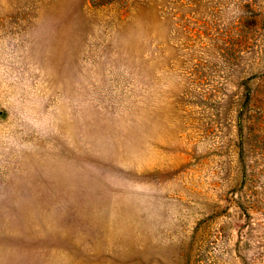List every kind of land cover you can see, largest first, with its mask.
<instances>
[{"label":"rangeland","instance_id":"1","mask_svg":"<svg viewBox=\"0 0 264 264\" xmlns=\"http://www.w3.org/2000/svg\"><path fill=\"white\" fill-rule=\"evenodd\" d=\"M0 264H264V0H0Z\"/></svg>","mask_w":264,"mask_h":264}]
</instances>
